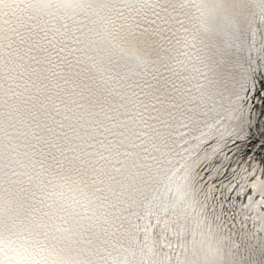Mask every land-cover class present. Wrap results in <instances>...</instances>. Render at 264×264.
<instances>
[{
    "label": "snow or ice",
    "instance_id": "snow-or-ice-1",
    "mask_svg": "<svg viewBox=\"0 0 264 264\" xmlns=\"http://www.w3.org/2000/svg\"><path fill=\"white\" fill-rule=\"evenodd\" d=\"M0 264H264V0H0Z\"/></svg>",
    "mask_w": 264,
    "mask_h": 264
}]
</instances>
